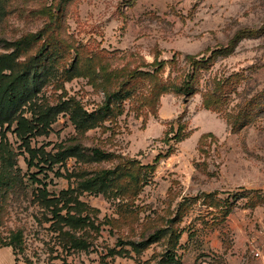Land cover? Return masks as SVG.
Instances as JSON below:
<instances>
[{"label":"rangeland","instance_id":"1","mask_svg":"<svg viewBox=\"0 0 264 264\" xmlns=\"http://www.w3.org/2000/svg\"><path fill=\"white\" fill-rule=\"evenodd\" d=\"M4 1L0 52L6 50L3 40L41 30L59 2ZM244 28H254L258 35L243 38L204 71L206 79L243 73L246 80L234 100L264 89V0L69 2L57 31L61 66L54 64L55 76L41 95L50 104L73 97L89 111L122 84L131 95L116 102L120 110L95 128L78 132L61 112L46 134L30 141L52 154L59 145L77 144L86 155L99 148L111 154L106 160L76 156L51 169L41 163L30 168L14 125L0 128L17 177L13 187L0 192V264H10L11 254L14 264H157L170 248V235L140 253L129 244L117 245V239L138 241L170 226L180 232L175 251L182 264H264V114L232 133L222 114L202 106L204 82L188 99L171 89L154 99L153 80L128 78L134 70L154 72L164 62L157 78L176 84L188 69L186 55L209 56ZM45 40L26 56L34 55ZM75 59L83 74L61 80L62 70ZM117 165L133 168L139 181L128 179L117 196L82 192L79 199L92 209L96 229H88V251L64 249L52 232L51 214L39 205L38 188L57 195L75 187L78 175ZM15 229L22 231L24 245L13 254L3 242ZM112 248L119 253L109 255Z\"/></svg>","mask_w":264,"mask_h":264},{"label":"trees","instance_id":"2","mask_svg":"<svg viewBox=\"0 0 264 264\" xmlns=\"http://www.w3.org/2000/svg\"><path fill=\"white\" fill-rule=\"evenodd\" d=\"M71 1L59 0L55 6V14L49 17V22L41 30L24 34L15 40H3L6 50L0 52V128L14 125L13 132L29 155L27 165L30 168L41 167L39 166L41 163L49 165L51 169L53 165L62 163L68 157L76 156L88 157L93 161L109 159L111 154L99 148L91 149L90 155H86L78 148L77 144L59 145V150L52 154L43 148L32 147L30 141L35 135L46 134L50 125L61 112H66L69 115L72 125L78 132L95 128L108 115L120 110L119 106H115L116 102L123 101L131 95L130 90L124 87L125 84H122L120 89L108 92L105 102L91 111L85 109L73 97L64 99L61 97L56 103L50 104L41 95L42 87L50 81L51 77L55 76L54 64L61 66L57 60V54L62 41L57 31L60 29V21L65 7ZM4 2V0H0L2 9H4ZM257 31L254 28L237 31L226 46L212 50L209 56L198 58L196 55H186L188 69L184 74H181L180 80L176 84L174 82L162 83L157 78L155 72L161 69L164 62H158V68L154 72L134 70L128 74V78L146 76L153 80L154 99H157L168 89L188 99L199 91V87L204 82L205 88L201 92L202 106L222 114L230 131L238 133L264 114V89L251 93L245 92L234 100L233 96L240 94V86L246 80L243 73L232 72L226 76L215 74L211 79H206L204 71L209 69L217 56H227L232 53L243 38L258 35ZM45 36L46 40L41 48H38L34 55L26 56L34 45ZM22 57L25 58L20 60ZM54 57L56 58L53 61ZM82 74L79 62L75 59L70 67L62 70L60 78L69 81ZM14 167L13 154L4 148L0 141V192L16 184L17 177ZM76 179L75 187L69 186L67 189H62L57 195L49 193L46 188H38L37 200L40 207L48 210L51 214V228L58 243L64 249H69L68 251H88L90 246L88 229H96V226L91 218L92 209L79 199L80 194L89 192L121 195L127 180H134L133 183H137L139 177L134 173L133 168L117 165L112 168L84 172ZM167 235H170V248L159 257L157 264H182L180 256L175 251L180 232H176L171 226L156 229L138 241H124L118 237L117 245L129 244L136 253H140L150 244ZM0 241H2L1 238ZM23 245L24 238L20 229L11 230L3 242V246L11 247L13 254L20 252ZM118 253L119 251L115 248L108 252L111 256Z\"/></svg>","mask_w":264,"mask_h":264},{"label":"crops","instance_id":"3","mask_svg":"<svg viewBox=\"0 0 264 264\" xmlns=\"http://www.w3.org/2000/svg\"><path fill=\"white\" fill-rule=\"evenodd\" d=\"M10 264H14L12 254H11V263Z\"/></svg>","mask_w":264,"mask_h":264},{"label":"built area","instance_id":"4","mask_svg":"<svg viewBox=\"0 0 264 264\" xmlns=\"http://www.w3.org/2000/svg\"><path fill=\"white\" fill-rule=\"evenodd\" d=\"M255 255H258V253H255Z\"/></svg>","mask_w":264,"mask_h":264}]
</instances>
